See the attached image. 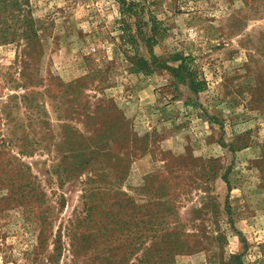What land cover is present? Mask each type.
Returning a JSON list of instances; mask_svg holds the SVG:
<instances>
[{
  "label": "rangeland",
  "instance_id": "1",
  "mask_svg": "<svg viewBox=\"0 0 264 264\" xmlns=\"http://www.w3.org/2000/svg\"><path fill=\"white\" fill-rule=\"evenodd\" d=\"M0 264H264V0H0Z\"/></svg>",
  "mask_w": 264,
  "mask_h": 264
},
{
  "label": "trees",
  "instance_id": "2",
  "mask_svg": "<svg viewBox=\"0 0 264 264\" xmlns=\"http://www.w3.org/2000/svg\"><path fill=\"white\" fill-rule=\"evenodd\" d=\"M133 6H135V5L130 4L129 8L124 9L122 11L126 10L127 12L133 13L132 12ZM153 29L154 28L152 26L151 30L153 31ZM126 34L128 36L130 35L129 26H127ZM138 36L140 37V40L142 42H144L148 47L151 48L153 46L154 39L152 37H146L142 33L138 34ZM130 37H131L130 39H132V42H136V40H134L135 36L132 35ZM156 60L157 59L154 55H151L150 60L135 57L133 67H135V71H140L144 74H148V73L153 71V67L154 68H160V66H157ZM188 60L189 59L187 57L176 56V57H174V61H179L180 64L176 68H171V67L169 68L168 66H166V69H169L171 71V73L173 74V76L177 82H188L190 85L191 91L194 93H199V92L204 90L205 82L202 80H198L195 71L190 70V67L188 66Z\"/></svg>",
  "mask_w": 264,
  "mask_h": 264
}]
</instances>
